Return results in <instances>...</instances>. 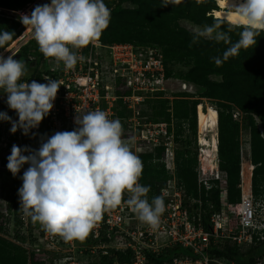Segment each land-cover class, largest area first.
I'll return each mask as SVG.
<instances>
[{
  "label": "built area",
  "instance_id": "1",
  "mask_svg": "<svg viewBox=\"0 0 264 264\" xmlns=\"http://www.w3.org/2000/svg\"><path fill=\"white\" fill-rule=\"evenodd\" d=\"M34 4L27 5L22 11H12L30 15ZM31 39V32L21 33L10 46L2 50L3 56H15L22 45ZM78 57L72 70L65 71L63 63L57 65L54 60L49 65L44 56L42 60L46 65L37 68H44L39 83L46 84L48 81L45 78H49L60 81L61 87L54 108L38 128L29 132L34 135V141L30 143L33 150H39L42 143L56 132L74 131L78 127L75 123L78 113L99 109L109 119H119L123 131L127 126L132 127L134 144L130 146L135 148L136 155L159 146L164 147L163 155L167 163L175 167L174 153L169 147L173 135L168 134V126H173V122H157L142 116V106L149 95L161 91L175 94L159 85L161 81L175 77L167 76L161 47L156 44L103 42L98 39L94 44L78 50ZM23 82L31 83L27 80ZM127 90L129 92L125 93ZM0 97L4 113L12 114V121H18L17 113L8 107L6 94L0 93ZM123 109L126 114L121 115ZM145 119L149 122H145ZM1 125V153L11 151L13 145L25 148L23 129L12 133L10 121L2 120ZM125 140L129 139L126 137ZM198 166V171L203 173L198 172L201 186L208 181L206 174H212L213 170L201 165L200 161ZM4 175L12 177L11 182L3 181L1 184L6 198L17 183L11 172H0V176ZM216 180L220 190V208L212 211L207 221L203 218L202 200L190 199V204L197 202L200 205L197 210H192L190 204H185L184 188L174 176L167 180L156 195L163 196L165 211L155 228L137 219L126 203L125 194L120 206L103 213L101 220L93 225L82 241L65 242L60 236L42 230L39 224H33L21 212L25 239H12L26 249L29 264L30 261L43 264H103L104 256L112 258L108 264H236L214 256L210 250L225 243L249 249L257 242L264 241V197L254 194L251 182L248 192L241 185L240 194L234 202H230L226 178L216 175ZM176 247L186 250V253L170 254ZM111 249L122 252L128 256V260H119ZM252 264H264V254Z\"/></svg>",
  "mask_w": 264,
  "mask_h": 264
},
{
  "label": "clouds",
  "instance_id": "2",
  "mask_svg": "<svg viewBox=\"0 0 264 264\" xmlns=\"http://www.w3.org/2000/svg\"><path fill=\"white\" fill-rule=\"evenodd\" d=\"M181 3L182 0H162V7ZM232 14L242 23H229L224 31L221 28L225 21L215 20L193 33L192 44L205 38L230 45L222 57L212 58L218 67L238 56L241 49L256 45V38L264 32V0H229V15ZM110 19L111 11L104 0H51L50 4L36 6L30 15L20 16L45 59L57 65L63 63L65 71L76 66L78 50L94 44ZM238 28L239 40L232 43L229 33ZM14 35L0 31V48L6 49ZM13 57L0 55V91L6 94L8 107L19 119L12 121L7 113L0 112V120L12 123V133L23 129V134L28 135L54 108L61 83L49 78H45L46 84L23 82L27 65L23 59ZM75 123L78 127L74 131L56 132L39 150L12 146L7 167L13 176L25 164L30 165L18 190L22 215L65 242L82 241L103 213L120 206L127 194L126 203L137 219L155 228L165 211L164 198L155 196L149 202L150 186L139 183L142 161L129 141L122 138L121 121L109 119L97 109L78 113Z\"/></svg>",
  "mask_w": 264,
  "mask_h": 264
},
{
  "label": "trees",
  "instance_id": "3",
  "mask_svg": "<svg viewBox=\"0 0 264 264\" xmlns=\"http://www.w3.org/2000/svg\"><path fill=\"white\" fill-rule=\"evenodd\" d=\"M36 0H0V6L22 11L30 3ZM135 3L137 8H130L126 3ZM51 0H44L40 6L50 4ZM104 3L111 11L109 26L102 32L99 40L103 42L121 41L134 42L138 44H156L161 47L165 63L167 66V76L174 74V69L170 63H185L191 65L190 70L185 77L191 81L207 87L204 94L210 97L218 98L217 113L219 124L218 137V155L220 158L219 167L225 173L227 180L228 199L234 202L236 196L240 194L241 182V156L239 153V144L232 142L234 137L231 135V126H237L233 117L235 112H241L248 121L250 127V160L253 165L252 170V189L253 192L264 194V32L258 36L256 45L249 49H241L238 56L230 57L222 66H216L213 57H222L223 52L230 47L224 42L217 43L215 40L201 38L198 43L192 44L193 31L179 24V19H188L199 25H212L215 20H224L221 30L227 31V25L234 24L226 19L213 17L215 9H219L216 0H201L199 4L196 0H182L179 5H168L162 7V0H104ZM37 3L34 4L32 11ZM151 12L152 17H147ZM149 20V27L145 29L142 26L143 21ZM24 29L19 18L11 16L4 11H0V31L14 32L15 35L7 46L21 34ZM238 28L229 33L231 42L239 40ZM36 44L30 51L27 47L20 49L21 53L29 55L33 59H42L43 54L39 51ZM191 45V46H190ZM6 46V47H7ZM3 49L0 48V55H3ZM174 66V65H173ZM31 72L27 68L24 81H41V72L44 70L34 69ZM33 71V70H32ZM31 72V73H28ZM219 77L221 79H219ZM129 91H125L128 93ZM180 94L179 98H174L170 107L166 103H160L159 107L151 106V111L145 115L142 106V116H147L152 121H169L171 114L177 121L175 138L180 140L183 119L190 118V126L195 132L196 124V101L188 104ZM178 101V103H177ZM161 102V101H160ZM149 103V102H148ZM146 104L147 106L149 104ZM4 104V103H3ZM1 112V111H0ZM121 115L126 114L124 109L120 111ZM12 117V114H8ZM2 120H0V137L2 135ZM236 129V128H235ZM124 132V131H123ZM231 140V143H228ZM180 143V142H179ZM181 144V143H180ZM182 145V144H181ZM29 149L33 148L29 145ZM164 147H156L150 152L139 153L137 156L142 161L143 170L139 183L143 186H150L147 198L152 200L159 194L160 189L166 185L170 177V169L167 160L163 155ZM191 149L188 147L182 151L179 149L176 156L177 178L178 182L184 188L185 204H190V199H201V208L204 211V220L207 221L209 214L220 208V190L218 180L209 179L206 183L199 186L196 171H193L189 165L188 153ZM25 152V155H30ZM8 157L2 155L1 164H8ZM185 167V168H183ZM20 177H16V185L12 191L6 195L5 200L11 203L14 211L13 228L6 227L0 218V232H13L12 238L24 240L22 221L20 219V203L18 190L20 186ZM18 180V181H17ZM192 210H197L200 205L194 202L189 205ZM3 214L0 212V216ZM0 234V264H29V256L26 249L14 241ZM116 253L119 260H128V256L120 251L110 250ZM210 252L227 262L236 264H252L258 256L264 254V241H259L249 249L237 244L225 243L218 247H213ZM186 253L182 248H173L170 254ZM111 257L104 256L103 264H108ZM30 264H43L30 261Z\"/></svg>",
  "mask_w": 264,
  "mask_h": 264
},
{
  "label": "rangeland",
  "instance_id": "4",
  "mask_svg": "<svg viewBox=\"0 0 264 264\" xmlns=\"http://www.w3.org/2000/svg\"><path fill=\"white\" fill-rule=\"evenodd\" d=\"M43 1L44 0H36L35 3H37V5H38V4L43 3ZM134 3H137V2H134ZM1 10L4 11L5 13H7V14H9L11 16H14L16 18H19V19H20V16L22 14V12H13L11 9H7V8H4V7L0 6V11ZM147 17H152V13L148 12L147 13ZM213 17H215L214 14H213ZM149 20L150 19H147V22L143 21L142 26L145 27V29H148V27L150 26L149 25ZM183 24L185 25L184 22H183ZM185 26H187V25H185ZM23 32L27 33V32H30V31H26V28L24 26V29L22 30L21 33H23ZM18 37L19 36H17L9 44V46ZM35 45L36 44L34 43V39L32 38L28 43L22 45V47L20 49H22L24 47H27L28 49H30V51H32L34 49ZM170 65L173 67V69L176 68L178 73L188 72L190 70V68H191V65H187V64L179 63V62H175V68L173 66L174 63L171 62ZM31 72H35V70H33ZM31 72H28V73H31ZM0 93H3V92L0 91ZM171 94L172 93H170L169 91H161V92L154 93L152 96L149 95L150 97L148 96V98L146 99V101H147L146 104L149 102L148 103L149 105L147 106L145 104L143 106L145 115H148L150 113V111L152 109L150 105H155L156 104L159 107L160 103H166L165 105L170 107L172 105L173 100H174V99L171 98ZM178 94L179 95L180 94L181 95L184 94L182 99L187 101L188 104H190V105L192 104L193 101H196L195 132H193V129L190 126L191 119L190 118L183 119L182 131L180 132L181 136H180V140L178 141V142H180L182 144L181 148H180V149H182V151H184L187 147L191 146V152L188 153L189 165H191L193 171H196L197 176H198V172H199L198 171L199 170V166H198L199 161H200L201 165L206 166V168H208L209 170H213L212 174H206L205 178L208 179V180L209 179H216V175L220 176L221 178H226L225 177V173L219 167L220 158H219V155H218V147H217L216 151L214 152L213 156H210V155L204 153V151H203V149H204L205 151H208V153H209L210 152V147L208 145L201 144L199 142L200 133H199V128H198V120H197L198 108H199V106H202L206 110V108L209 106V107L214 108L216 110V108H217V104L216 103H217L218 98L210 97V96H208V94H204V93H202V94H199V93H187V92L175 93V95H178ZM1 102H2V100H1V97H0V111L4 112L3 107H2L3 105H2ZM177 103H178V101H177ZM233 119L237 123V126H234V127L231 126L230 127L231 128V131H230L231 135L235 139L232 142L237 141L238 144H239V153H240V156H241V162H242V160H245L246 162L251 163V160H250V154H251V148H250V127L248 125V121L245 118V116L239 111L235 112ZM169 121L173 122V126H168L169 127L168 134L175 135V131L177 129V121L178 120L175 117L171 116V120H169ZM145 122H149V120L147 119ZM202 136H203V138L207 139V141L212 140L213 137H216L217 138V146H218L219 124L217 126H215V128L213 130H210V129L206 130L202 134ZM25 137H26V140L24 141V147H28L30 145V143H33L34 135L33 134H28V135H25ZM126 137H127V139H129L128 140L129 143L131 145H133L134 143H133V140H132V137H133V129H132V127L130 128V127L127 126V128H125V130L123 132V135H122V138L125 139ZM228 143H231V140H229ZM131 149H132V151L135 154V151H134L135 148L133 149V146H131ZM3 154H5V153H1L0 152V164H1V157H2ZM24 155H25V152H24ZM169 163H168V166H170V168H169L170 169V177L169 178L172 179L175 176L176 180H178V178H177V170L178 169H177L176 163H175V167H172L171 163L170 164ZM28 167H30V165L29 164H25L22 167V169L24 171H26L28 169ZM183 168H185V167H183ZM251 170H252V168H251ZM199 173L201 174L202 172L200 171ZM250 173H251V182H252V171H250ZM11 180H12V177H10L8 175L0 176V184H2L3 181L11 182ZM251 182H250V184H251ZM263 182H264V180H263ZM19 183H21V181ZM241 185H242V182H240V187H241ZM1 192H4V188L3 187H2ZM257 196L264 197V194H258ZM6 201H7L8 210H7V212H2L1 211L3 214H1L0 218H1L2 222H3V224L6 227H10L12 229L13 228V220H14V211H13L14 209L11 206V203H9L8 200H6ZM0 234L12 239V231L10 233L0 232Z\"/></svg>",
  "mask_w": 264,
  "mask_h": 264
},
{
  "label": "bare ground",
  "instance_id": "5",
  "mask_svg": "<svg viewBox=\"0 0 264 264\" xmlns=\"http://www.w3.org/2000/svg\"><path fill=\"white\" fill-rule=\"evenodd\" d=\"M217 2L219 5V9L214 10L213 13L215 17L226 19L234 24L242 23L240 18L237 17L235 14L229 15V0H217ZM197 120H198V128H199V133H200L199 142L201 144L208 145L210 147V152L208 153V151H205L204 149L203 151L204 153L210 156H213L214 152L217 149V138L213 137L212 140L207 141V139L203 138L202 134L206 130H209V129L213 130L215 126L218 125L217 110L209 106L205 110L202 106H199ZM251 168H252V163L242 160L240 175H241L242 187L245 192H248L250 189V182H251L250 171H252Z\"/></svg>",
  "mask_w": 264,
  "mask_h": 264
},
{
  "label": "water",
  "instance_id": "6",
  "mask_svg": "<svg viewBox=\"0 0 264 264\" xmlns=\"http://www.w3.org/2000/svg\"><path fill=\"white\" fill-rule=\"evenodd\" d=\"M126 6L130 7V8H137L138 7V5L133 4V3H126ZM183 22L185 23V25H187L186 27L193 32L195 29H197V28L202 29L205 26V25H199L197 23H194L188 19L184 20ZM23 56H24L23 60L26 63V61L30 59V56L25 55V54ZM21 57H22V55L20 53H17L13 58L16 60H20ZM37 62H38L37 59H33L32 64L29 67V70H31V71L34 70L37 67ZM45 62L49 63V65H52L51 63H53L51 59L46 60ZM219 79H221V78L219 77ZM159 85H163L166 89H168L174 93L187 92V93L202 94V93H205L207 90V87L204 85L198 84L194 81L181 79V78H175V77H169V78L161 81L159 83ZM2 153H5V154H3L5 156L11 155V151H3ZM0 172L6 173V172H10V171L8 170L7 165L0 164ZM22 173H23V169L21 168L18 176L21 177Z\"/></svg>",
  "mask_w": 264,
  "mask_h": 264
},
{
  "label": "flooded vegetation",
  "instance_id": "7",
  "mask_svg": "<svg viewBox=\"0 0 264 264\" xmlns=\"http://www.w3.org/2000/svg\"><path fill=\"white\" fill-rule=\"evenodd\" d=\"M135 4V3H134ZM134 9V8H133ZM183 21H184V19H182V18H180L179 19V24L181 25V26H184V27H186L184 24H183ZM19 53L22 55V57L20 58V59H23L24 58V53H21L20 51H19ZM32 61H33V58H30L29 60H27L26 61V65H27V68H29L30 66H31V64H32ZM37 67L35 68V69H37L38 67H40L42 64L43 65H46V63L42 60V59H40V60H38L37 59ZM185 64V63H184ZM174 68H175V63H174ZM187 72H184V73H178V71L176 70V68L174 69V74H173V76H175V77H177V78H181V79H186V80H189V79H187L186 77H185V74H186ZM191 81V80H190ZM173 95V97L174 98H179L180 96H179V94L178 95H175V94H172ZM173 98V99H174ZM169 147L173 150V153H174V157H175V163H176V156H177V151L181 148V144L177 141V139L175 138V135H173V138H172V140L169 142ZM189 149H191V146H189L188 147ZM12 174V173H11ZM15 178L16 177H19L18 175L17 176H14ZM2 185L0 184V212L2 211V212H7V210H8V207H7V201L5 200V196H4V193L3 192H1V190H2ZM5 190V189H4Z\"/></svg>",
  "mask_w": 264,
  "mask_h": 264
}]
</instances>
